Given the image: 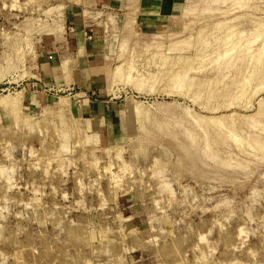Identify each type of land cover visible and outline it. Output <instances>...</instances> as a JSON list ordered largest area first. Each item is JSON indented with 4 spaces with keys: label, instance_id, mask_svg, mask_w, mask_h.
<instances>
[{
    "label": "rangeland",
    "instance_id": "rangeland-1",
    "mask_svg": "<svg viewBox=\"0 0 264 264\" xmlns=\"http://www.w3.org/2000/svg\"><path fill=\"white\" fill-rule=\"evenodd\" d=\"M256 18L264 0H0V264H264V59L246 80L235 57Z\"/></svg>",
    "mask_w": 264,
    "mask_h": 264
},
{
    "label": "bare ground",
    "instance_id": "bare-ground-1",
    "mask_svg": "<svg viewBox=\"0 0 264 264\" xmlns=\"http://www.w3.org/2000/svg\"><path fill=\"white\" fill-rule=\"evenodd\" d=\"M250 1V0H249ZM167 2V1H166ZM166 4H168V3H166ZM165 5V4H164ZM235 8H244L241 4H237V5H233V7H232V10H234ZM248 8V7H247ZM249 8H250V6H249ZM254 9V8H253ZM249 10H251V9H249ZM256 10V9H255ZM184 13H186L188 10H187V7H184L183 8V10H182ZM263 11V10H262ZM261 11V12H262ZM224 13V12H223ZM226 14H228V12H225ZM224 13V14H225ZM232 14H234V13H231V15ZM244 16L246 15L245 13L243 14ZM242 15V16H243ZM243 16V17H244ZM238 17L239 16H236L235 18H232V19H230L228 22H225V23H227V24H230V22L232 21V20H235L234 21V23L235 22H238V21H236V19H238ZM241 17V16H240ZM242 17V18H243ZM252 17V16H251ZM246 18H247V16H246ZM250 18V17H249ZM244 19V18H243ZM251 23V22H253L255 25V28H254V31H255V33H256V35H254V34H252L251 32H249V30H248V33H251L254 37H252L253 39H251V40H248L247 41V43L245 44V42H244V44L245 45H247L246 46V48L243 50V52L241 53V54H238V52L239 51H237V55L235 56L236 57V59L238 60V61H242V60H244V59H247V63L248 64H250V66H249V70H248V72H249V74L247 75V77H246V80L247 79H252V76L254 75L253 73H255V72H257V71H259V69H260V67H261V65H259V67L258 66H253V65H255V64H260L261 62H263V59H264V38L261 36V38L262 39H260L259 37H260V35H264V21L263 20H259V19H255L254 21H252V19H247V21L246 22H243V23H245V24H247V23ZM224 22H222V24H223ZM232 23V22H231ZM236 25V24H235ZM235 25H229L228 26V28L225 30L226 32H225V35L224 36H221V38H222V40H223V42L225 43H223L224 44V47H226V50H225V56H227L228 57V60L226 61V63H225V65H224V68L223 69H226V70H224V72L226 73V72H228V71H230L229 69H230V67L233 65V60L231 61V58L234 56V53L233 52H231V50L233 49V48H235L240 42H241V40H243V39H241V38H244L243 37V35L241 34V35H235L236 33H235V29L233 30V28H235L234 26ZM239 25H241V24H239ZM223 26V25H222ZM238 26V25H237ZM236 26V27H237ZM214 28V27H213ZM238 31V30H237ZM236 31V32H237ZM244 31V30H243ZM222 33V32H221ZM254 33V32H253ZM245 34H247L246 32H245ZM245 34H244V36H245ZM215 36V35H214ZM242 36V37H241ZM249 36V35H248ZM250 37V36H249ZM260 39V40H258L260 43H259V45H257V48L255 49V50H253V51H251L250 52V45H252L257 39ZM245 39H247V37H245ZM205 41V40H204ZM207 41V40H206ZM206 41L205 42H203L204 44L206 43ZM212 41V40H211ZM208 42V41H207ZM257 42V41H256ZM255 42V43H256ZM209 43V42H208ZM185 44V43H184ZM189 44V43H188ZM207 45V43L205 44V46ZM242 46H243V43L241 44ZM245 45H244V47H245ZM184 46H186V45H184ZM183 46V49L185 48ZM188 46V45H187ZM186 46V47H187ZM207 46H209V45H207ZM189 47V46H188ZM218 47V46H217ZM222 47V46H221ZM222 48V50H224L225 48ZM241 47V46H240ZM255 46H253L252 48H254ZM174 48V47H173ZM180 48V47H179ZM200 48V47H199ZM207 48V47H206ZM220 48V47H219ZM177 49H178V47H177ZM181 49H182V46H181ZM201 49V48H200ZM172 50V49H171ZM174 50V49H173ZM172 50V51H173ZM236 51V50H235ZM202 52V51H201ZM217 52H219V51H217ZM221 52V51H220ZM222 53V52H221ZM233 53V54H232ZM180 54V53H179ZM183 54V53H182ZM198 54H200V53H198ZM197 54V55H198ZM216 54V53H215ZM223 54V53H222ZM166 55V54H165ZM165 55L163 56L164 58H165ZM181 55V54H180ZM218 55V54H217ZM216 55V56H217ZM167 56V55H166ZM199 56V55H198ZM216 56H215V58H216ZM224 56V55H223ZM162 57V58H163ZM177 57V56H176ZM191 57V56H190ZM217 57H220V56H217ZM184 58H185V56H184ZM234 58V57H233ZM176 59V58H175ZM190 59V58H189ZM193 60H194V58H193ZM187 61V60H186ZM198 61V60H197ZM192 62V61H191ZM195 62V61H194ZM190 64V63H189ZM253 64V65H252ZM180 67V66H179ZM117 69V71H116V73H118V72H120V68L121 67H116ZM191 68V67H190ZM186 69V68H185ZM114 71V70H113ZM112 71V72H113ZM121 71H122V69H121ZM182 71V70H181ZM185 71V70H184ZM114 73V72H113ZM115 73V74H116ZM181 73V72H180ZM178 74V73H177ZM117 75V74H116ZM245 75V76H246ZM113 76V75H112ZM180 76V75H179ZM114 77H115V75H114ZM245 79V78H244ZM236 80V79H235ZM238 81V80H237ZM248 81H250V80H248ZM240 82H243V80H241ZM250 83H251V81H250ZM235 84H237V83H235ZM241 84V83H240ZM264 84V83H263ZM237 85H239V83L237 84ZM241 86V85H240ZM230 87V86H229ZM249 87V86H248ZM262 88V87H261ZM256 90H257V92H258V90H259V87L258 88H255ZM256 92V93H257ZM255 94V93H254ZM252 97V96H251ZM252 99V98H251ZM74 100H79V97H76ZM247 101V100H246ZM261 101H263V99L261 100ZM126 104L125 105H127L128 103H130V101L129 100H126V102H125ZM263 103V102H262ZM261 105V104H260ZM262 105H264V104H262ZM137 108V107H136ZM131 116H132V114H130L129 112H127L126 113V123H127V120H131L130 118H131ZM211 118H213V117H211ZM211 118H210V120H211ZM213 119H215V118H213ZM205 121H207V120H205ZM212 121V120H211ZM217 122L219 121V120H216ZM215 121V122H216ZM214 122V121H213ZM214 122V123H215ZM220 122V121H219ZM208 123V122H207ZM209 123H212V122H209ZM220 123H222V122H220ZM121 124H123V123H121ZM125 124V123H124ZM127 125V128L129 129L130 127L128 126V124H126ZM208 125V124H207ZM207 125H204V126H207ZM121 127V126H120ZM208 127V126H207ZM202 129H203V127H202ZM207 130V129H206ZM206 132V131H205ZM157 136V135H156ZM207 136V135H206ZM152 136H150L149 138H151ZM155 137V136H154ZM158 137V136H157ZM208 137V136H207ZM233 137V136H232ZM234 138V140L236 139L235 137H233ZM146 139H147V137H146ZM151 140H152V138H151ZM237 140V139H236ZM235 140V141H236ZM238 142V141H237ZM194 143V142H193ZM241 145V144H240ZM261 146L263 147L264 145H262L261 144ZM260 146V147H261ZM259 147V146H258ZM238 167H239V165H238ZM202 238V237H201Z\"/></svg>",
    "mask_w": 264,
    "mask_h": 264
},
{
    "label": "crops",
    "instance_id": "crops-1",
    "mask_svg": "<svg viewBox=\"0 0 264 264\" xmlns=\"http://www.w3.org/2000/svg\"><path fill=\"white\" fill-rule=\"evenodd\" d=\"M97 105V104H96ZM95 106V105H94Z\"/></svg>",
    "mask_w": 264,
    "mask_h": 264
}]
</instances>
